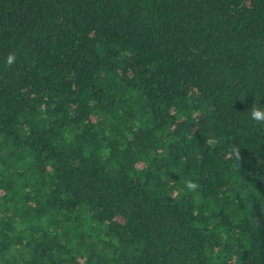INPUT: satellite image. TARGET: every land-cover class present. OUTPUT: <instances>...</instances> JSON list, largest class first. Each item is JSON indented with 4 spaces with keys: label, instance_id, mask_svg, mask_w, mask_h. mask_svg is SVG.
Here are the masks:
<instances>
[{
    "label": "trees",
    "instance_id": "16d2710c",
    "mask_svg": "<svg viewBox=\"0 0 264 264\" xmlns=\"http://www.w3.org/2000/svg\"><path fill=\"white\" fill-rule=\"evenodd\" d=\"M255 101L264 0H0V240H264ZM0 264H264V241H0Z\"/></svg>",
    "mask_w": 264,
    "mask_h": 264
},
{
    "label": "clouds",
    "instance_id": "9594fccd",
    "mask_svg": "<svg viewBox=\"0 0 264 264\" xmlns=\"http://www.w3.org/2000/svg\"><path fill=\"white\" fill-rule=\"evenodd\" d=\"M8 63L9 65L13 63V58L11 56L8 58ZM248 113L249 119L258 125L264 126V104H261L260 102L257 103L255 101L252 107L248 110Z\"/></svg>",
    "mask_w": 264,
    "mask_h": 264
}]
</instances>
